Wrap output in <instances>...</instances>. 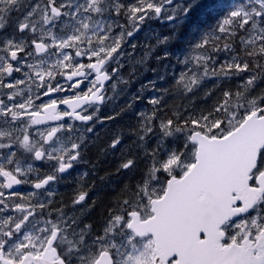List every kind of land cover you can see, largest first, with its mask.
<instances>
[{
    "label": "snow or ice",
    "instance_id": "6c2138e0",
    "mask_svg": "<svg viewBox=\"0 0 264 264\" xmlns=\"http://www.w3.org/2000/svg\"><path fill=\"white\" fill-rule=\"evenodd\" d=\"M0 264H264V0H0Z\"/></svg>",
    "mask_w": 264,
    "mask_h": 264
},
{
    "label": "flooded vegetation",
    "instance_id": "af4514ba",
    "mask_svg": "<svg viewBox=\"0 0 264 264\" xmlns=\"http://www.w3.org/2000/svg\"><path fill=\"white\" fill-rule=\"evenodd\" d=\"M207 3L212 4L215 3L216 0H206ZM157 27L159 30H166L165 26L163 25H153L152 27ZM158 31V30H157ZM142 54V50H137V55ZM155 66L154 61H150L148 66L146 68H142L141 72L142 75L140 76V79L137 80L135 83L132 84L130 91L134 92L136 88L139 86V83L151 80V75L153 72L150 71V68ZM127 99V97H125ZM124 101L121 100L120 103H123ZM119 107V105H117ZM146 107L145 104H137L135 106V109L133 111H130L129 113L125 114L121 118L117 119L115 122L110 123L107 128L101 129L100 131V139L96 141L94 145L90 147V151L88 153L87 158L92 159L95 158L99 147L104 143V141L107 139L106 132L108 129H123L127 131V127L133 123V112L136 110H141ZM104 113H102L103 115ZM103 160V163L99 166L98 175H104L105 170L111 171L115 167V159L111 156H109L106 160L101 157ZM91 165L90 164H82L79 165L76 169V171L73 173V176L69 178L68 182H62L59 184L58 187V198H63L67 200V198L71 195L72 189H73V181L76 177L81 175L84 172H89V175L87 177V183L91 185L93 182H95V188L90 193V196L92 199H99L103 203H107L113 196L112 188L115 186V178H113L111 184H101L100 181L97 178V175H93L90 171ZM102 211V208H97V210L93 213L92 219L99 222L100 219V212Z\"/></svg>",
    "mask_w": 264,
    "mask_h": 264
},
{
    "label": "trees",
    "instance_id": "16d2710c",
    "mask_svg": "<svg viewBox=\"0 0 264 264\" xmlns=\"http://www.w3.org/2000/svg\"><path fill=\"white\" fill-rule=\"evenodd\" d=\"M218 14H219L218 10L210 8V9L204 10V11H202L200 13H197V15L193 19H194V22L197 25H199L201 30H205V29L211 28L214 25L216 17H217ZM193 38H196V34H193ZM174 49H176V51H177L178 48H174ZM153 67H158V66L155 64V66H153ZM162 70L163 69L161 67V71ZM175 70L178 71L179 70V66H176ZM158 74L159 73H157V75ZM155 75L156 74L152 73L151 79H153ZM170 82H171L170 79L168 81H166V82H161L160 86H168V84ZM168 102L169 103H173V99L169 98ZM176 102H179V101H176Z\"/></svg>",
    "mask_w": 264,
    "mask_h": 264
},
{
    "label": "rangeland",
    "instance_id": "374dc122",
    "mask_svg": "<svg viewBox=\"0 0 264 264\" xmlns=\"http://www.w3.org/2000/svg\"><path fill=\"white\" fill-rule=\"evenodd\" d=\"M154 28H155L156 30L160 31L157 27L154 26ZM140 39L143 40L144 37L141 36ZM174 51H176V49H174ZM180 53H181V50L178 48L177 51H176V54H177V55H180Z\"/></svg>",
    "mask_w": 264,
    "mask_h": 264
}]
</instances>
